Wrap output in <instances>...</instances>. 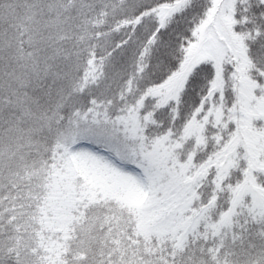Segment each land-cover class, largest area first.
Listing matches in <instances>:
<instances>
[{
  "label": "snow or ice",
  "instance_id": "snow-or-ice-1",
  "mask_svg": "<svg viewBox=\"0 0 264 264\" xmlns=\"http://www.w3.org/2000/svg\"><path fill=\"white\" fill-rule=\"evenodd\" d=\"M0 264H264V0H0Z\"/></svg>",
  "mask_w": 264,
  "mask_h": 264
}]
</instances>
